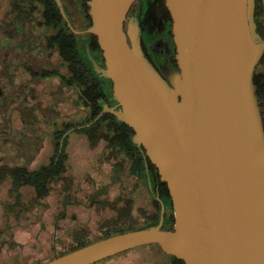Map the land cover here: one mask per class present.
<instances>
[{"label":"water","instance_id":"water-1","mask_svg":"<svg viewBox=\"0 0 264 264\" xmlns=\"http://www.w3.org/2000/svg\"><path fill=\"white\" fill-rule=\"evenodd\" d=\"M135 0H89L116 111L167 185L174 223L94 240L43 264H89L157 243L184 264H264V126L254 73L264 54L254 0H164L175 66L139 45ZM125 25V26H124ZM157 197V196H156Z\"/></svg>","mask_w":264,"mask_h":264},{"label":"flooded vegetation","instance_id":"flooded-vegetation-1","mask_svg":"<svg viewBox=\"0 0 264 264\" xmlns=\"http://www.w3.org/2000/svg\"><path fill=\"white\" fill-rule=\"evenodd\" d=\"M89 8V0H0V264H43L76 239L138 215L147 221L152 198L158 219L163 205L162 228L173 227L166 184L116 113L97 36L79 32L92 24ZM127 16L151 65L161 75L160 63L175 66L172 18L160 3L135 0ZM254 17L264 39V0H254ZM61 89L88 109L62 131Z\"/></svg>","mask_w":264,"mask_h":264},{"label":"rangeland","instance_id":"rangeland-1","mask_svg":"<svg viewBox=\"0 0 264 264\" xmlns=\"http://www.w3.org/2000/svg\"><path fill=\"white\" fill-rule=\"evenodd\" d=\"M261 68L262 66L258 68V71H260ZM65 91V89H61V109H55V113L57 114L56 118L61 117V120L59 121L61 131L68 125L81 123L88 116V109L76 104L78 102L77 99L76 102L75 100L73 101V99L68 97ZM54 95L58 96L57 91H55ZM56 105L57 103H54L53 106ZM44 123L46 124V122ZM48 126L50 127L51 124L48 123ZM90 127L85 130L82 128H71L70 134H91L92 129L96 126L94 125ZM132 220L133 224L141 225L136 226L137 228L147 225V223H144L146 222V218L142 219L139 215L135 216ZM89 264H168V262L164 253L160 251L156 245L143 244L117 252Z\"/></svg>","mask_w":264,"mask_h":264},{"label":"trees","instance_id":"trees-1","mask_svg":"<svg viewBox=\"0 0 264 264\" xmlns=\"http://www.w3.org/2000/svg\"><path fill=\"white\" fill-rule=\"evenodd\" d=\"M154 2H159L160 5L162 6V8L164 9V11L166 12L168 18H171L170 12H169L167 6L165 5L164 0H154ZM260 66H262V68L260 71H258L259 70L258 68ZM254 84H255V93L257 95L259 106L261 109L263 126H264V54L261 57L259 63L256 65V69H255V73H254ZM130 130L132 131V128ZM165 190H166L167 194H169L167 185L165 186ZM152 201L156 205L155 211L153 213L154 216L151 217L152 220L147 219V221H146L147 225L156 223L158 221V215H159L160 207H159L158 201L156 199L152 198ZM171 218L173 219L172 214H171ZM136 226L137 225L133 224L132 222L128 226H122V225L121 226L120 225L110 226L109 229L104 230L101 234L99 233V234L95 235L94 237H83V238L78 239V240L76 239L75 242H73L72 244L67 246L65 250L61 251V253L68 252V251L73 250L77 247H80V246L85 245L87 243H90L94 240L109 236V235L114 234V233L123 232V231L130 230V229H135V228H137ZM166 228L169 229L171 227H166ZM150 244L156 245L160 249V251H162V249L160 248V246L157 243H150ZM163 253L167 259L168 264H184V261L181 258H178V257L170 255V254H166L165 252H163Z\"/></svg>","mask_w":264,"mask_h":264}]
</instances>
